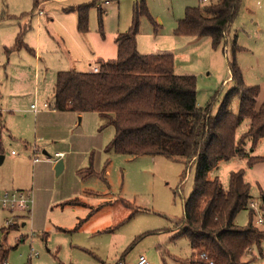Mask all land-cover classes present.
<instances>
[{
  "label": "rangeland",
  "instance_id": "1",
  "mask_svg": "<svg viewBox=\"0 0 264 264\" xmlns=\"http://www.w3.org/2000/svg\"><path fill=\"white\" fill-rule=\"evenodd\" d=\"M107 1L97 0L89 8L87 30L80 32L77 12L69 9L91 0H51L38 6L33 0H0V36L6 47L12 45L19 25H26V38L33 46L39 39L38 59L25 48L6 53L0 45V91L10 98L11 107V112H4L10 133L0 129V192L23 190L32 196L29 212L19 211L13 218V213L0 209V243L8 248V264H116L118 260L130 264L139 255L153 264H187L184 260L193 252L188 238L178 233L195 164L160 154L107 151L113 126L103 118L94 112L50 110L54 71H87L98 56L115 57L114 37L131 24L134 3L142 2ZM143 1L147 14L138 18V51L172 53L175 73L196 78L198 106L210 103L216 113L234 86L227 64L233 45L245 84L259 88L260 105L264 99V0H241L237 16L217 45L207 35L174 32L187 7H202L210 0ZM44 102L49 107H42ZM31 103L37 113L30 109ZM230 109L237 112L236 97ZM247 126L245 119L237 138ZM240 148L246 155H263L264 139L253 150L248 139ZM56 152L62 161L58 171ZM241 153L219 162L207 178L218 177L226 189L229 173L243 169L251 199L234 222L247 225L252 212V223L264 228L255 222L260 212L249 205L258 203L264 215V161L249 166ZM33 156L39 160L33 162ZM90 169L94 172L89 173ZM8 219L17 225L8 227ZM242 260L264 264V244L261 251L251 248Z\"/></svg>",
  "mask_w": 264,
  "mask_h": 264
},
{
  "label": "trees",
  "instance_id": "2",
  "mask_svg": "<svg viewBox=\"0 0 264 264\" xmlns=\"http://www.w3.org/2000/svg\"><path fill=\"white\" fill-rule=\"evenodd\" d=\"M45 1L51 0H33V4L38 6ZM96 1L69 9L77 12L80 32L87 30L88 11ZM240 1L210 0L202 7H187L174 32L183 36L207 35L212 45H217L237 16ZM141 14H147L143 0L134 3L131 24L114 38L116 57L97 59L98 71H57L51 108L94 112L111 124L113 135L107 151L126 155L160 154L195 164L193 187L184 201V218L178 233L188 238L193 250L184 262L246 264L242 257L251 248L261 251L264 228L252 223V212L247 225L238 226L234 222L236 214L251 199L244 170L229 173L226 189L218 177L208 179L207 174L219 162L241 153L240 146L246 139L251 150L264 139V99L257 107L259 88L245 84L233 45L227 64L234 86L225 94L216 113H212L210 103L198 106L196 78L192 74L175 73L172 53L138 51L136 37ZM24 31L21 28L14 44L5 47L6 53L20 48L33 52L22 41ZM234 97L238 99L236 113L230 109ZM245 119H248L247 129L237 138V129ZM241 154L247 157L249 166L264 161V154ZM7 255V246L0 243V264H8Z\"/></svg>",
  "mask_w": 264,
  "mask_h": 264
},
{
  "label": "built area",
  "instance_id": "3",
  "mask_svg": "<svg viewBox=\"0 0 264 264\" xmlns=\"http://www.w3.org/2000/svg\"><path fill=\"white\" fill-rule=\"evenodd\" d=\"M105 2H108L107 0H105ZM39 13H41V11H39ZM92 71H98V65L95 64L92 68ZM45 107H47V104H44ZM31 108L33 109L34 112H37V107L35 104H31ZM12 153H14L12 151ZM56 155H58V157L60 156V153H57ZM47 159H49V156H47ZM33 162H36L39 160V158L37 156H33ZM263 201H264V197H263ZM32 204V196H31V192L29 191H3L0 192V209L1 210H8L10 213H13V218L15 217L16 213L19 211H25V212H29L30 211V205ZM253 209L257 210L258 212H260V215H258L256 217V223L260 224V225H264V215H261V211L262 209L260 208V205L258 203H254L252 201H250L249 204ZM7 224L8 227H13L15 225H17V222L14 219H8L5 222ZM24 224V223H23ZM209 263H212L211 261H209ZM116 264H125L123 262V260H118L116 262ZM130 264H153L151 261H149L147 259L146 256L144 255H139L136 260H134L132 263Z\"/></svg>",
  "mask_w": 264,
  "mask_h": 264
},
{
  "label": "crops",
  "instance_id": "4",
  "mask_svg": "<svg viewBox=\"0 0 264 264\" xmlns=\"http://www.w3.org/2000/svg\"><path fill=\"white\" fill-rule=\"evenodd\" d=\"M69 1H73V0H69ZM105 1V0H104ZM42 3V2H41ZM40 3V4H41ZM21 28H25V29H27L26 28V25H24V27L23 26H21V25H19V28L17 29V31H16V34H15V36H14V40H13V43H12V45L14 44V41H15V37H16V35H17V33L19 32V30L21 29ZM28 30V29H27ZM26 32L24 31V34H23V37H22V41H23V43L25 44V46H27V48H30V49H32L33 50V52H31V51H29L28 49H26L25 48V50L26 51H28V52H30V53H33V57L34 58H36V59H38V57H37V53H38V46H39V39L38 38H36V41H35V45L33 46L31 43H29L30 41H28V39L26 38ZM115 38V37H114ZM115 41V40H114ZM6 42H4L3 40H2V37L0 36V45L2 46V47H4L3 49H5V47H6ZM12 45H10V46H12ZM9 46V47H10ZM24 49V48H23ZM5 51V50H4ZM18 51V50H17ZM116 51H117V47H116ZM11 52V51H10ZM142 52H145V51H142ZM9 53V52H8ZM116 57V56H115ZM92 58H94V57H92ZM99 58H101V59H111V58H114L113 57V54H109L106 58H104V57H96V60L97 59H99ZM71 69H73V68H71ZM71 69H68V70H71ZM89 70H91V68H90V66L88 67V69H87V71H89ZM57 71H59V70H56V71H54V74H55V77H56V73H57ZM174 71H175V68H174ZM9 75H8V73H6V77H8ZM55 81V80H54ZM1 83H2V81L0 82V85H1ZM52 88H53V86H52ZM9 103H10V98H6V96H4V93H3V91L1 92L0 91V121H2V122H0V129L1 128H4V129H7V131L10 133V130H9V127L7 126H5V124H7L8 122H7V119L5 118V115H4V112H11V107H10V105H9ZM32 104V103H31ZM31 104H30V109L33 111V109L31 108ZM44 104H47L46 102H44L43 103V105H42V107H45L44 106ZM50 107H51V104L49 105ZM48 106V107H49ZM38 109V108H37ZM51 111H54V112H64V113H76V112H72V111H57V110H54V109H50ZM39 110H37V112H38ZM34 112V111H33ZM37 112H34V113H37ZM77 114H82V113H77ZM99 117V116H98ZM100 118V117H99ZM101 120V119H100ZM102 121V120H101ZM0 139H1V135H0ZM43 152H46L45 150H43ZM57 154V152L55 153V162L58 160V159H60L59 157H58V155H56ZM3 158V156H1V159ZM33 161V160H32ZM22 225H23V223H22Z\"/></svg>",
  "mask_w": 264,
  "mask_h": 264
},
{
  "label": "water",
  "instance_id": "5",
  "mask_svg": "<svg viewBox=\"0 0 264 264\" xmlns=\"http://www.w3.org/2000/svg\"><path fill=\"white\" fill-rule=\"evenodd\" d=\"M43 153L47 155V152H43ZM61 168H62V161H61V159H59V160L56 162V164H55V169L58 171V170H60Z\"/></svg>",
  "mask_w": 264,
  "mask_h": 264
}]
</instances>
